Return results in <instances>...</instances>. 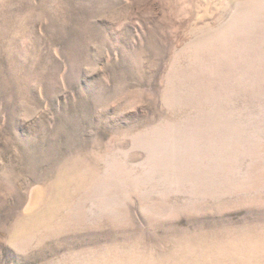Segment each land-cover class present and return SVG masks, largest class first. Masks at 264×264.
Segmentation results:
<instances>
[{
    "label": "rangeland",
    "instance_id": "rangeland-1",
    "mask_svg": "<svg viewBox=\"0 0 264 264\" xmlns=\"http://www.w3.org/2000/svg\"><path fill=\"white\" fill-rule=\"evenodd\" d=\"M0 264H264V0H0Z\"/></svg>",
    "mask_w": 264,
    "mask_h": 264
},
{
    "label": "bare ground",
    "instance_id": "bare-ground-1",
    "mask_svg": "<svg viewBox=\"0 0 264 264\" xmlns=\"http://www.w3.org/2000/svg\"><path fill=\"white\" fill-rule=\"evenodd\" d=\"M20 229H21V231H19V234H21V237L24 238L26 236V233L24 232L25 231V228L24 227H21Z\"/></svg>",
    "mask_w": 264,
    "mask_h": 264
}]
</instances>
